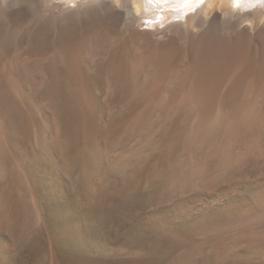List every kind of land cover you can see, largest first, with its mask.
Segmentation results:
<instances>
[{
    "label": "rangeland",
    "instance_id": "obj_1",
    "mask_svg": "<svg viewBox=\"0 0 264 264\" xmlns=\"http://www.w3.org/2000/svg\"><path fill=\"white\" fill-rule=\"evenodd\" d=\"M33 6L0 0V264H264V13Z\"/></svg>",
    "mask_w": 264,
    "mask_h": 264
},
{
    "label": "bare ground",
    "instance_id": "obj_2",
    "mask_svg": "<svg viewBox=\"0 0 264 264\" xmlns=\"http://www.w3.org/2000/svg\"><path fill=\"white\" fill-rule=\"evenodd\" d=\"M28 1L41 14H52L56 10L60 14L69 11L78 16L86 15L91 10L108 12L116 24H125L128 27L135 26L140 20L149 19V17L147 18L148 15H153L152 22L161 21L164 24L167 19L165 12L172 9L173 17H183L185 22L180 18V20L166 25V33L175 32L178 35L192 33L198 37H202L207 32H224L245 22H253L264 13V0H88L87 2H84L86 0H76L77 2L73 0L76 8L72 9L67 6V10L66 8L63 9L66 4L61 0ZM20 2L24 3V0H20ZM161 10H164V13L161 14L164 17L162 20L158 18V13H161ZM154 15L157 16L154 17ZM143 26L145 24L140 25V27ZM154 27H156L155 24Z\"/></svg>",
    "mask_w": 264,
    "mask_h": 264
}]
</instances>
